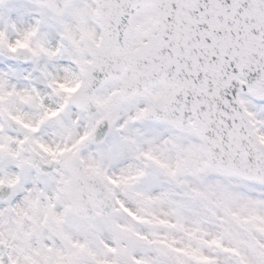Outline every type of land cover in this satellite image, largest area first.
<instances>
[{
  "label": "snow or ice",
  "instance_id": "obj_1",
  "mask_svg": "<svg viewBox=\"0 0 264 264\" xmlns=\"http://www.w3.org/2000/svg\"><path fill=\"white\" fill-rule=\"evenodd\" d=\"M0 264H264V0H0Z\"/></svg>",
  "mask_w": 264,
  "mask_h": 264
}]
</instances>
